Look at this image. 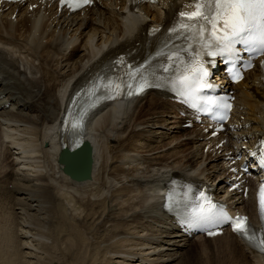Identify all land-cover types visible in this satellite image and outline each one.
<instances>
[{
  "label": "bare ground",
  "instance_id": "obj_1",
  "mask_svg": "<svg viewBox=\"0 0 264 264\" xmlns=\"http://www.w3.org/2000/svg\"><path fill=\"white\" fill-rule=\"evenodd\" d=\"M122 4L60 16L50 29L23 4L0 7V91L13 100L0 108V234L17 245L11 262L0 250V264H259L231 237L191 242L157 220L161 182L190 170L221 179L224 163L202 158L201 143L176 126L175 105L155 92L93 113L90 178L61 172L54 131L62 100L104 48L134 35L118 18ZM142 11L159 19L155 8Z\"/></svg>",
  "mask_w": 264,
  "mask_h": 264
},
{
  "label": "snow or ice",
  "instance_id": "obj_2",
  "mask_svg": "<svg viewBox=\"0 0 264 264\" xmlns=\"http://www.w3.org/2000/svg\"><path fill=\"white\" fill-rule=\"evenodd\" d=\"M149 3H156V0H147ZM62 6L66 5L71 10L76 7H83L91 3V0H60ZM75 5V7H74ZM170 7V5H169ZM155 31V29H154ZM172 34H190L194 38L206 41L202 46L208 48L214 46L219 49L221 55H231L235 52V45L242 44L257 49L264 54V0H188L183 6V10H178L176 23L169 29ZM216 55V52L208 53ZM252 65H246L250 68ZM264 68V63L261 64ZM208 75L203 69L198 56L194 59L190 73L182 75L179 83L183 87H189L195 82H200V87H207L204 77ZM234 78H239L238 74ZM135 84H127L128 96L139 95L146 87V82L142 81V77L137 79ZM120 90V85L113 86V92ZM112 98H116L113 95ZM214 103L209 101V104ZM227 107L230 108V105ZM220 119H226L221 116ZM70 127L78 130L81 127L79 122H71ZM264 164V160L261 161ZM260 206L262 209L261 218L264 220V184L259 190ZM216 205L210 201L206 204H200L192 211L194 222H212L218 216H222L224 220L229 218L223 212H216ZM233 231L244 237H249V224L247 218L237 217L231 220ZM210 235L213 233H209ZM259 247L264 252V239L259 242Z\"/></svg>",
  "mask_w": 264,
  "mask_h": 264
},
{
  "label": "rangeland",
  "instance_id": "obj_3",
  "mask_svg": "<svg viewBox=\"0 0 264 264\" xmlns=\"http://www.w3.org/2000/svg\"><path fill=\"white\" fill-rule=\"evenodd\" d=\"M183 148H185V144L181 145ZM3 225V224H2ZM6 232H4L3 230V233L0 234V250H2V252L7 256L8 260L11 262V261H14V258H13V255H10L11 254V250H13V246H16L17 245H11L8 241V239L6 238V235H5ZM8 234V233H6ZM9 235V234H8ZM12 246V247H11ZM9 249V250H8ZM198 258L193 257L187 261H183V263H178V264H203V261L199 262L200 260H196Z\"/></svg>",
  "mask_w": 264,
  "mask_h": 264
}]
</instances>
